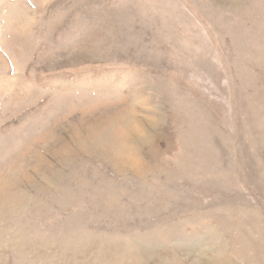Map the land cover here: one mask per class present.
<instances>
[{
  "label": "rangeland",
  "instance_id": "374dc122",
  "mask_svg": "<svg viewBox=\"0 0 264 264\" xmlns=\"http://www.w3.org/2000/svg\"><path fill=\"white\" fill-rule=\"evenodd\" d=\"M0 264H264V0H0Z\"/></svg>",
  "mask_w": 264,
  "mask_h": 264
}]
</instances>
